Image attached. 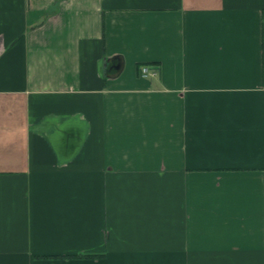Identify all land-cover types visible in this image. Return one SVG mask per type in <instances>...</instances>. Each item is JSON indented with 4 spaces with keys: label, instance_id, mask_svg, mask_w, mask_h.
<instances>
[{
    "label": "crops",
    "instance_id": "1",
    "mask_svg": "<svg viewBox=\"0 0 264 264\" xmlns=\"http://www.w3.org/2000/svg\"><path fill=\"white\" fill-rule=\"evenodd\" d=\"M0 264H264V0H0Z\"/></svg>",
    "mask_w": 264,
    "mask_h": 264
},
{
    "label": "built area",
    "instance_id": "2",
    "mask_svg": "<svg viewBox=\"0 0 264 264\" xmlns=\"http://www.w3.org/2000/svg\"><path fill=\"white\" fill-rule=\"evenodd\" d=\"M139 72L141 75H146V74H150L152 73V70H150L149 66L146 65V64H142L140 67H139Z\"/></svg>",
    "mask_w": 264,
    "mask_h": 264
},
{
    "label": "trees",
    "instance_id": "3",
    "mask_svg": "<svg viewBox=\"0 0 264 264\" xmlns=\"http://www.w3.org/2000/svg\"><path fill=\"white\" fill-rule=\"evenodd\" d=\"M78 256H80V255H78ZM70 257V256H69Z\"/></svg>",
    "mask_w": 264,
    "mask_h": 264
},
{
    "label": "water",
    "instance_id": "4",
    "mask_svg": "<svg viewBox=\"0 0 264 264\" xmlns=\"http://www.w3.org/2000/svg\"><path fill=\"white\" fill-rule=\"evenodd\" d=\"M118 67V66H117Z\"/></svg>",
    "mask_w": 264,
    "mask_h": 264
}]
</instances>
